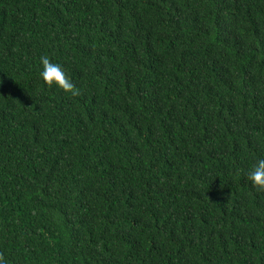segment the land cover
Segmentation results:
<instances>
[{"label":"trees","instance_id":"16d2710c","mask_svg":"<svg viewBox=\"0 0 264 264\" xmlns=\"http://www.w3.org/2000/svg\"><path fill=\"white\" fill-rule=\"evenodd\" d=\"M258 159L264 0H0L6 264H264Z\"/></svg>","mask_w":264,"mask_h":264},{"label":"clouds","instance_id":"9594fccd","mask_svg":"<svg viewBox=\"0 0 264 264\" xmlns=\"http://www.w3.org/2000/svg\"><path fill=\"white\" fill-rule=\"evenodd\" d=\"M40 63L43 66L40 76L49 88L56 85L74 97L82 94L59 64L51 62L47 56H42ZM248 179L258 191H264V159L256 161L248 174ZM0 264H6L2 253H0Z\"/></svg>","mask_w":264,"mask_h":264}]
</instances>
